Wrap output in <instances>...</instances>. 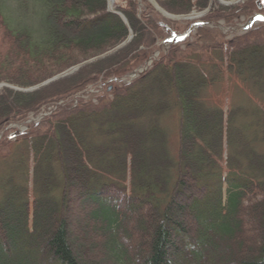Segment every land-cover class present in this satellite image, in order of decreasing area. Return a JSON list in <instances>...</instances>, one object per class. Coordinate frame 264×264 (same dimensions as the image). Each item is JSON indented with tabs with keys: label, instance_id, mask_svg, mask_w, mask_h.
Segmentation results:
<instances>
[{
	"label": "trees",
	"instance_id": "1",
	"mask_svg": "<svg viewBox=\"0 0 264 264\" xmlns=\"http://www.w3.org/2000/svg\"><path fill=\"white\" fill-rule=\"evenodd\" d=\"M10 1L0 0V82L32 86L129 34L107 0H15L32 28L15 27L3 9ZM157 1L172 13L209 3ZM139 8L136 0L121 8L132 41L72 81L33 93L6 89L0 131L78 92L92 75L120 63L118 74L127 72L157 40L190 28L153 12L143 19ZM225 13L210 12L196 37L172 43L136 82H113L98 102L59 108L15 139L4 134L0 264H264V23L219 41L207 25L229 21ZM134 52L138 59L127 61ZM168 118L177 121V143Z\"/></svg>",
	"mask_w": 264,
	"mask_h": 264
},
{
	"label": "rangeland",
	"instance_id": "2",
	"mask_svg": "<svg viewBox=\"0 0 264 264\" xmlns=\"http://www.w3.org/2000/svg\"><path fill=\"white\" fill-rule=\"evenodd\" d=\"M107 1H108V7H107L108 11H110L109 9H111V8L115 9V11H118L119 13L117 15H119L122 18V20L125 22L126 26L128 27L129 34L126 37V39H124L121 43L117 44L112 49L107 50V51H105L102 54H99L97 56L88 58L86 60L79 61L76 64L69 65L66 68H64L63 70L51 75L50 77L46 78L45 80L40 81L39 83L34 84L32 86L20 87L16 84L10 83L9 81H2V82H0V98H1L2 94H4L6 92V89H10V90H13L15 92H23V93H33V92H37L39 90L48 91V90H46L47 88H52V87H54V85L56 86L62 82L72 81L73 77L80 75V72L82 71V69L84 70V68L86 66L91 65L92 63L99 61L101 59H105L108 56L115 54L116 52H118L122 48L126 47L134 38L135 33L133 31L132 26L130 25L128 17L124 13V11H122L121 8L127 7L130 3V0H113V3H112V0H107ZM136 1L140 7L138 10V13H137L139 17H142L144 19V18H146L145 14H146V16H148V13L153 12V14L156 17L162 16L168 22H170L174 25L176 24L175 26H178L180 29H184L187 25L192 26L194 23L199 22V21H205L206 17H209L208 16V15H210L209 13L210 12L214 13V10L215 11H225L226 13L224 15H228L230 13L231 16H230L229 21H227L225 19H221L219 21H216V22H213V23L207 25L208 27L211 28V30L214 31V34L219 41L232 40L236 36L243 35L244 33L248 32L251 29L256 28V27H258L264 23L263 20H260L259 22L257 21V23L254 24L253 27H250V28L246 27V23L251 19L252 16L257 14L258 12H260L261 14L264 15V0H209V3L205 9H203V10L193 9L191 11L183 12V13L169 12L166 9H164L159 4V2L157 0H136ZM10 2L13 3L11 5L9 4L10 7L15 9V10H13L11 8L10 9L8 8L9 10L6 8H3V9H4V12H6V14L8 16H13V17L15 16L17 18L19 23L17 22V25H15V27L20 28L22 26H25V24H27L28 26H30L32 28V26H34L32 23H30L32 21L29 20L30 22H28V21L24 20L23 16H21L23 13V11H22L23 8H21L19 6L18 7L15 6L14 5L15 0H12ZM30 6H31V11H33L36 8L34 6V4L31 5V3H30ZM245 9L249 10V12L247 14L245 13ZM239 12H241L242 15H240V17L237 18L236 16ZM195 13H198V14H195ZM188 15H193L194 18L192 17L189 19ZM16 21H15V23H16ZM150 28H149V30H150ZM0 33H3V32L1 31ZM173 34L168 35L166 38L164 37V39L160 38L159 40H157V42L151 47V50H153V51L151 52L149 57L143 59L142 61L141 60L138 61L137 65L131 66L133 68L129 69L127 72L125 71V72L121 73L120 75L118 74V69L122 65V63L116 65L115 68L112 66L109 68L108 71L107 70L104 71L97 78H95V76L92 75L91 78L93 80L91 79L81 90L72 94L71 96L67 97L66 99H61L57 102H54L52 104H48V105L41 107V111L39 113H30L27 116V118L23 121L9 122L7 124V126L3 130L0 131V135L2 134L0 140L2 139L4 134H6L8 137H12L15 139L18 135H21L22 133L30 131L31 127L34 124L38 123L43 118L50 116L51 113H53V111H55L59 108H65L66 106L70 107L71 105L75 106V105H78L80 102L82 103L83 101H89V100H92V102H98V100L101 99L102 96H104L109 91V88L113 86V84H114L113 82H119L118 83L119 85L130 84V83L136 82L138 78H140L141 76L145 75L150 70H152V68L154 67L156 62L160 61L162 59L163 52L169 51L172 43L174 44V43L180 42V41H177V42L166 43L167 39L174 37ZM177 35H179V34H177ZM130 36H133V37L129 42H127L128 39L130 38ZM194 37H196L195 34L188 37L189 38L188 40H190V39L192 40ZM124 43H126V44L122 45ZM141 49H143V48H141ZM218 50L219 49H216V50H213L212 52L215 51L214 53H216V51H218ZM3 51L6 52L7 50H3ZM212 52L210 53V51H207V53H205V56L207 58L210 57ZM136 55H135V52L132 53L129 56V58L127 59V61H129L133 58H137ZM78 57H76L75 60ZM73 58H72V60H73ZM133 62L136 63L137 61H133ZM131 67H129V65L127 66V64H125V66H124L125 69L131 68ZM88 71H90V68L87 69V72ZM88 75H89V72H88ZM230 78H233V77H230ZM46 82H49V83L44 85V83H46ZM221 82H224V81H221ZM235 83H237V82H235ZM64 84H62L61 86H63ZM61 86L58 85L54 88L58 89ZM66 86H68V84ZM219 89H220V87L217 85L215 90L219 91ZM237 90L238 89H236V90L234 89L233 94ZM108 95H110V97H112L111 92ZM235 97L240 98V94L236 93ZM165 123L168 124V129L173 134L172 135L173 142H175V140H176V143H177L178 133H175L176 128H177V121L172 119V118H168ZM21 142L22 141H19L17 143L19 144ZM16 144L14 146H16ZM14 146L11 143L10 149H12V147H13V150H16L14 148ZM16 152H18V151L16 150ZM31 164L33 165L32 162H31ZM5 168H7V172H6ZM0 171H1L2 175H6L8 172H10L9 167L5 166L4 163L2 165L0 164ZM18 174H23V173L17 172V176H18ZM25 180L26 179H24V176H23V178H21L19 182H21L23 184V182ZM85 234H86V231H85ZM85 236H87V234ZM85 243L87 246L90 244L87 241ZM87 246L85 248H87Z\"/></svg>",
	"mask_w": 264,
	"mask_h": 264
},
{
	"label": "water",
	"instance_id": "3",
	"mask_svg": "<svg viewBox=\"0 0 264 264\" xmlns=\"http://www.w3.org/2000/svg\"><path fill=\"white\" fill-rule=\"evenodd\" d=\"M112 3H113V0H112ZM109 10L112 11V12H114V13H116V14L119 13L118 11H115V9H113V8H111V9H109ZM257 18H258V17L253 18L251 21H249V22L247 23V25L250 26L252 23H254V22L257 20ZM192 29H194V26L191 28L190 31H192ZM132 37H133V36H130V38L128 39L127 42H129V41L132 39ZM185 37H186V35L183 36V37H178V38H176V39H171V40H169V41H176V40H178V39H182V38H185ZM127 42H126V43H127ZM126 43H124V44H122V45H125ZM47 83H49V82L44 83V85L47 84ZM1 136H2V134L0 135V138H1Z\"/></svg>",
	"mask_w": 264,
	"mask_h": 264
},
{
	"label": "bare ground",
	"instance_id": "4",
	"mask_svg": "<svg viewBox=\"0 0 264 264\" xmlns=\"http://www.w3.org/2000/svg\"><path fill=\"white\" fill-rule=\"evenodd\" d=\"M163 8H164V7H163ZM164 9H165V8H164ZM195 14H198V13H195ZM188 16H189V17H188L189 19L193 17V15H188ZM193 18H194V17H193ZM198 23H199V26H204V25H205V21H199Z\"/></svg>",
	"mask_w": 264,
	"mask_h": 264
}]
</instances>
